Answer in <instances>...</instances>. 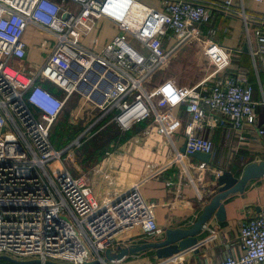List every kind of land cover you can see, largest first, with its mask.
<instances>
[{
	"label": "built area",
	"instance_id": "2783aa9c",
	"mask_svg": "<svg viewBox=\"0 0 264 264\" xmlns=\"http://www.w3.org/2000/svg\"><path fill=\"white\" fill-rule=\"evenodd\" d=\"M237 13L249 37L243 9ZM209 17L207 6L192 0H160L156 7L139 0H0V256L36 260L27 264H118L107 260L104 251L116 252L120 235L136 229L162 233L138 192L139 182L99 199L90 175H75L66 166L71 150L105 125L128 131L149 120L142 134L153 126L168 134L180 127L184 112L185 150L176 153L177 160L197 151L211 156L213 142L203 134L206 129L257 127V102L246 72L224 77L216 68L210 80L187 88L173 78L152 80L172 50L202 40L200 25ZM98 20L109 21L117 31L95 51L86 47L85 37ZM29 28L42 34L40 47L52 46L34 71L10 64L26 58ZM168 32L175 38L171 50L163 46ZM208 33L213 36L215 29ZM254 35L257 45L249 53L255 65L264 56V30L257 28ZM209 45L216 63L220 45ZM74 93L94 102L100 114L59 150L51 142L52 125ZM52 161L55 166H49ZM207 165L200 161L197 168ZM239 244V255L207 264H264V209L241 221ZM0 264L17 263L0 259Z\"/></svg>",
	"mask_w": 264,
	"mask_h": 264
},
{
	"label": "crops",
	"instance_id": "0c3cea01",
	"mask_svg": "<svg viewBox=\"0 0 264 264\" xmlns=\"http://www.w3.org/2000/svg\"><path fill=\"white\" fill-rule=\"evenodd\" d=\"M159 1L146 0V4L156 7ZM192 1L204 3L210 13L209 20L200 25L202 40L196 42L194 52L201 71H196L192 79L186 80L184 73L182 78L181 70H173L172 67L165 78H176L179 86L187 88L210 80L216 68L224 77L235 78L239 73L246 72L247 80L253 87L252 97L257 102V127L245 126L242 131L231 127L206 129L203 134L212 140L213 152L210 163L202 170L197 168L201 160L192 155L183 157L182 160L176 159V153L183 152L181 148L185 147L184 112L180 127L168 134L156 126L148 134H142L149 120L134 125L128 131L118 129L127 137L120 144L118 142L117 147L107 149L95 168H92L89 173L92 189L102 199L109 193L119 194L134 182H139L138 192L151 206V216L162 233L146 235L141 229L125 232L119 236L116 251L120 247L158 241L166 229L190 228L219 187L216 183L217 173L226 170L240 176L248 164L264 161V56L257 57L254 65L249 53V47L255 48L257 45L254 30H264V0H229L230 6L227 8L222 6L225 0ZM241 9L246 16L249 37L242 15L237 13ZM98 21L107 30L100 38V47L110 40L117 29L107 20ZM212 28L215 29V34L210 36L208 31ZM35 34L39 35L37 40H33ZM24 38L28 44L27 56L24 60H17L16 66L34 71L44 60L38 49L42 34L34 33L29 28ZM208 41L220 45L221 59L216 63L208 54L211 43ZM184 44L186 43L172 50L161 67L169 66L171 57ZM174 45V35L168 32V37L163 39V46L166 50H171ZM245 45L247 51H244ZM38 62L39 65L36 64ZM185 67L188 64L183 62V71ZM259 128L263 129V134L257 132ZM166 182L171 184L167 186ZM221 203L224 217L218 219L214 211L198 232L195 245L167 259L158 258L155 248L141 250L118 260V264H207L222 260L230 253L239 255L241 221L264 209V174L249 179L242 192L229 193Z\"/></svg>",
	"mask_w": 264,
	"mask_h": 264
},
{
	"label": "rangeland",
	"instance_id": "374dc122",
	"mask_svg": "<svg viewBox=\"0 0 264 264\" xmlns=\"http://www.w3.org/2000/svg\"><path fill=\"white\" fill-rule=\"evenodd\" d=\"M139 1L146 3V0ZM106 33L107 30L104 28V26H102V23L99 21H94L92 24V30L86 36V47L91 50L97 51L100 43V38L102 37V34ZM38 38L39 35L35 34L33 40H37ZM44 39L47 42H50V39L48 37L45 36ZM196 46V43H186L182 45L171 57L170 65L167 67H161L152 75L153 82H158L161 79L167 77V72H171L173 69L172 67H174L173 70L177 68L178 70H181L180 73L182 75V78L184 73L186 80L192 79V75L196 73V71H201V68L197 64L195 58L194 52ZM50 47H38V49H40L39 51L41 52V57L43 59H45L46 54H48ZM16 62L17 60H10V64H15V66ZM183 62H186V64H188V67H185L184 71ZM28 64L33 66V64L31 63ZM36 64L39 65L40 63L38 62ZM45 86L54 87L59 90L54 84L50 82H46ZM81 95V93H74L66 101L62 113L52 125L50 137L51 142L53 146L59 150L71 144L72 141L76 137H78L83 132V130H85L86 127H88L93 122L96 116L100 114L99 109L92 107L94 102H87L85 99L82 98ZM107 119L108 117L102 124L107 123ZM90 132H95V129H91ZM122 136L123 134H121L120 131L113 124L109 123L105 125L102 129L93 133V135L89 137L85 142H83L80 147H75L74 149L71 148V154L67 158V161L65 163L66 166L69 167L71 172L75 175L82 173L89 174L92 171V168H95L97 160L99 159V157L102 156L104 151L109 149L110 147H117L119 139ZM193 162H195V160H193ZM55 165L56 161H52L49 163V166ZM110 252L113 253V250H110Z\"/></svg>",
	"mask_w": 264,
	"mask_h": 264
},
{
	"label": "water",
	"instance_id": "95a60500",
	"mask_svg": "<svg viewBox=\"0 0 264 264\" xmlns=\"http://www.w3.org/2000/svg\"><path fill=\"white\" fill-rule=\"evenodd\" d=\"M247 51V45L244 47ZM185 147L181 148L184 151ZM195 159L209 163L210 154L205 152H195L192 155ZM264 174V161L259 163H250L244 169L240 176H235L231 172L223 170L216 177V183L219 186L216 193L211 197L209 203L204 206L202 213L199 215L195 223L190 228H175L166 229L160 236L158 241H150L143 244H135L127 247H120L116 252L111 253L109 249L104 251L107 260H121L125 256L146 249L155 248V253L158 258L167 259L174 254L183 251L197 243V234L202 229L205 222L216 211V217L222 219L224 217V210L221 200L224 199L229 193L242 192L246 182L255 177ZM195 251V250H194ZM0 259H6L17 264H27L36 262L31 261H17L8 256H0ZM48 264H69V263H56L48 261ZM97 262L85 263L96 264Z\"/></svg>",
	"mask_w": 264,
	"mask_h": 264
},
{
	"label": "trees",
	"instance_id": "16d2710c",
	"mask_svg": "<svg viewBox=\"0 0 264 264\" xmlns=\"http://www.w3.org/2000/svg\"><path fill=\"white\" fill-rule=\"evenodd\" d=\"M52 92H54V93H57L58 94V92H57V90L54 88V87H48ZM106 120V118L101 122V123H103L104 121ZM112 124V123H111ZM115 127H116V125L115 124H113ZM117 128V127H116ZM118 129V128H117ZM127 137V135H125V136H123V137H121L120 139H119V144L123 141V140H125V138ZM85 142V141H84ZM83 144V143H82ZM106 151V150H105ZM104 151V152H105ZM92 154V153H91ZM104 154V153H103ZM103 154H102V156L101 157H99V159L97 160V163L101 160V158L103 157ZM98 158V157H97Z\"/></svg>",
	"mask_w": 264,
	"mask_h": 264
},
{
	"label": "bare ground",
	"instance_id": "6f19581e",
	"mask_svg": "<svg viewBox=\"0 0 264 264\" xmlns=\"http://www.w3.org/2000/svg\"><path fill=\"white\" fill-rule=\"evenodd\" d=\"M11 71V70H10Z\"/></svg>",
	"mask_w": 264,
	"mask_h": 264
}]
</instances>
